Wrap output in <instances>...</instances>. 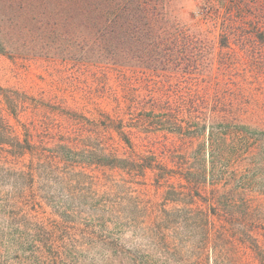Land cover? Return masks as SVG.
<instances>
[{
    "label": "trees",
    "instance_id": "16d2710c",
    "mask_svg": "<svg viewBox=\"0 0 264 264\" xmlns=\"http://www.w3.org/2000/svg\"><path fill=\"white\" fill-rule=\"evenodd\" d=\"M171 1L0 0V55L118 82L112 107L93 117L84 105L0 87L21 128L14 133L0 112L3 180H20L13 197L22 207L42 187L49 195L37 183L56 194L60 184L65 202L50 200L66 219L75 201L85 203V177L98 201L115 186L129 189L169 254L189 252L194 264H264V123L247 93L249 77L264 83V0H203L191 18L204 30L177 19ZM216 42L227 57H213ZM232 67L227 77L222 70ZM84 86L82 97L91 95ZM48 109L66 119L49 124ZM149 184L159 201L140 187Z\"/></svg>",
    "mask_w": 264,
    "mask_h": 264
},
{
    "label": "rangeland",
    "instance_id": "374dc122",
    "mask_svg": "<svg viewBox=\"0 0 264 264\" xmlns=\"http://www.w3.org/2000/svg\"><path fill=\"white\" fill-rule=\"evenodd\" d=\"M202 4L203 0H172L171 8L174 9L177 19L204 30L208 27L207 23L199 22L198 17L191 18V14H195ZM209 36L212 37V34ZM212 49L211 53L215 59L220 57L222 52V56L227 57L224 53L226 47L221 48L218 42L212 46L211 51ZM217 68L215 63L212 72ZM233 69L235 68L222 72L230 77L228 74L232 73ZM207 73L209 72L203 70L199 77L202 78ZM92 74L94 73L91 71L78 72L72 66L59 64L48 68L44 63L15 60L0 55V87L24 90L36 98L45 100L50 97L54 99L55 96V101H62V106L68 108L81 109L84 105L83 110L90 117H93L91 113L97 107H112L111 93L118 87L114 77L108 79L103 76L105 73ZM238 80L237 75L233 74L232 83ZM241 81L240 79L238 83ZM249 81L250 91L247 93L250 94L251 106L253 109L258 106L253 117L264 123V83L254 80L252 82L250 77ZM85 84L86 93L91 95L82 97L85 90L82 91L79 87H85ZM72 95L77 103L72 99ZM53 111L48 109L45 121L49 124L57 119H66L62 114L55 117L52 115ZM0 112L9 123L16 125L14 133H20L21 128L16 119L8 115L10 113L5 109L1 97ZM46 122L41 124V127L48 124ZM32 130V138L37 139V132ZM85 133L89 135V132ZM158 136L161 138V134ZM160 141L167 142L166 145L170 147L169 139L161 138ZM156 145L158 149L162 148L159 144ZM3 175L4 172L0 171V264H194L195 259L189 252L180 250L179 254L173 256L165 250L163 242L156 235L157 227L148 225L150 223L147 222L145 214L136 210L135 194L129 192V189L115 186L98 201L93 197L90 182H86L90 181V177H85V184L80 186L83 187V192H86L85 203L75 201L74 212L67 211L68 215L73 217L66 219L61 214L62 204L50 200L52 195L55 199L65 202V197L58 191L60 184L56 188L58 196L54 193L55 186L51 187L48 182H35L34 184L46 187L49 195L45 194L46 190L42 187L41 191H37L40 195L22 207L17 198L13 197L21 183L20 180L14 181L12 176L10 181H6L3 180ZM259 181L260 179H254L253 182L257 184ZM76 182V178H73L72 189ZM149 182L150 180L147 181ZM140 187H144L151 197L159 201L154 186L149 184ZM75 191L77 190L73 189L71 192ZM169 251L171 253V250Z\"/></svg>",
    "mask_w": 264,
    "mask_h": 264
}]
</instances>
